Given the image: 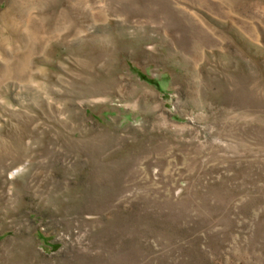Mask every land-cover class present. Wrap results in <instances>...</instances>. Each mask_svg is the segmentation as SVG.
Segmentation results:
<instances>
[{"label": "rangeland", "instance_id": "1", "mask_svg": "<svg viewBox=\"0 0 264 264\" xmlns=\"http://www.w3.org/2000/svg\"><path fill=\"white\" fill-rule=\"evenodd\" d=\"M0 264H264V0H0Z\"/></svg>", "mask_w": 264, "mask_h": 264}]
</instances>
